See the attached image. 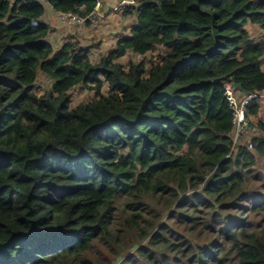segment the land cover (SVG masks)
Instances as JSON below:
<instances>
[{
	"label": "trees",
	"instance_id": "1",
	"mask_svg": "<svg viewBox=\"0 0 264 264\" xmlns=\"http://www.w3.org/2000/svg\"><path fill=\"white\" fill-rule=\"evenodd\" d=\"M134 2L93 64L43 18L97 0H0V264H264V138L235 146L226 97L264 93V0Z\"/></svg>",
	"mask_w": 264,
	"mask_h": 264
},
{
	"label": "rangeland",
	"instance_id": "2",
	"mask_svg": "<svg viewBox=\"0 0 264 264\" xmlns=\"http://www.w3.org/2000/svg\"><path fill=\"white\" fill-rule=\"evenodd\" d=\"M42 1L44 4H47V0H42ZM97 1H98V6H97L95 12L90 16L83 17L79 14L71 13L74 16H76L77 18H79L80 20H82V22H80V23H78V22L71 23L69 21L63 22L59 19L58 15H57L58 21L61 24H64V25L66 24L67 26H70V27L76 26V27H73L75 29L74 31H76L75 36L77 38L83 40V42L78 41L77 39L76 40L78 41V44H82L83 46H85V47L82 46L83 48L88 49V51L90 52L89 53L90 61L93 64H98L99 61L101 60V58H103L109 52L114 50L116 48L118 41L121 40L123 38V36L128 35L130 33L129 31H131V29L134 27V24L136 21L135 12L131 13L130 8H127L125 10L126 11L125 12V11L118 8L117 0H116V2L111 0L110 5H109V7H110L109 21L112 22V18L116 17V18L121 19L122 22L119 23L118 25L117 24L115 25V27L117 29H113L112 31H107V33H108V35H106L107 40H110L112 38V35L114 37L113 41L111 43L106 42L104 40L103 36H101L100 38L96 37L97 35H101L102 34V28L106 27V24L104 21L105 15H103V14H102V16L98 15V14H100L98 12V9L100 8V6H101L100 3L103 0H97ZM48 11H49V9H48ZM102 13H104V11H102ZM107 13H108V11H107ZM126 28L128 29V31L122 30V29H126ZM249 29L252 33V36H254L255 39H258V40L264 39V30H262L258 27H251V26L249 27ZM117 31H119V33ZM111 32H113V33H111ZM50 35L52 37L53 34H50ZM72 38L73 37H71V35H70L69 38H66V39L62 38L63 40L60 39V41L62 40L61 44L62 45L65 44L68 40H70ZM114 39H116V42H114ZM96 42H98V43H96ZM101 45H102V50L99 51L100 50L99 48L101 47ZM95 50L97 51V53H94ZM56 51H58V50H56ZM161 51H162V48H158L157 52L148 54L146 56H139V55H135L131 52H128L125 57H123L119 60V63L121 65H123L124 67H126L127 70L130 67V64H132V63L146 62V65L149 67L151 61L154 60ZM263 68H264V59H263ZM36 87H37V90L43 94L47 90L51 89L52 84H51V81H47L46 79H44L43 76H40ZM101 93L104 96L109 95L108 85H105L103 87ZM95 98H96L95 92H93L91 90L83 89L81 87H78L73 91V107H76L77 105L82 104V103H84V104L90 103ZM261 101L264 102V98H262ZM248 119L250 121V130L246 134L242 135L239 138V141H237V144L235 145L236 147H238V145L240 143H243L245 145L248 143L250 144L251 142H253V139L258 138V137L264 138V107H262V109L260 110V114L257 117L248 118ZM234 135H235V132H234ZM234 139H235V137H234Z\"/></svg>",
	"mask_w": 264,
	"mask_h": 264
},
{
	"label": "built area",
	"instance_id": "3",
	"mask_svg": "<svg viewBox=\"0 0 264 264\" xmlns=\"http://www.w3.org/2000/svg\"><path fill=\"white\" fill-rule=\"evenodd\" d=\"M118 8L125 11L134 3V0H117ZM58 17L63 22L80 23L82 20L71 13H58ZM226 97L229 100L231 109L233 110V122L235 126V143L239 138L250 130V121L247 117V111L251 102L257 98H264V93H252L247 95H237L232 85L226 86ZM250 150H253V144L249 145Z\"/></svg>",
	"mask_w": 264,
	"mask_h": 264
},
{
	"label": "crops",
	"instance_id": "4",
	"mask_svg": "<svg viewBox=\"0 0 264 264\" xmlns=\"http://www.w3.org/2000/svg\"><path fill=\"white\" fill-rule=\"evenodd\" d=\"M114 2H116V0H113ZM110 2H111V0H103V1H101V3H100V8L98 9V12L100 13V14H98V15H100V16H102V14L103 15H105L104 16V21H105V24H106V27H104V28H102V34L101 35H97L96 37H98V38H100L101 36H103L104 37V40L106 41V42H109V43H111L112 41H113V35H112V38L110 39V40H107V38H106V35H108V33H107V31H112L113 29H117L116 27H115V25L117 24H119V23H121L122 21H121V19H119V18H116V17H113L112 18V22H110L109 21V13H110V7H109V5H110ZM102 11H104V13H102ZM107 11H108V13H107ZM97 12V13H98ZM57 15H58V13L57 12H55L54 10H50L49 9V11H48V9L46 8V14H45V16H44V18H43V20L45 21V22H47V23H49L50 24V27H51V29H52V32H51V34H53L52 35V37H51V35H50V38H49V40H50V42L53 44V47L56 49V50H60V48H61V46H62V44H61V41L63 40V39H66V38H69L70 37V35H71V37H73V38H75V39H77L78 41H81V42H83V40H81V39H79V38H77L76 36H75V34H76V31H74L75 29L73 28V27H76V26H67L66 24L64 25V24H61L59 21H58V17H57ZM123 17V16H122ZM122 30H127L128 31V29L126 28V29H122ZM78 32V31H77ZM118 33H119V31H117ZM116 32V33H117ZM111 33H113V32H111ZM129 33V32H128ZM117 35V34H116ZM129 35V34H128ZM69 36V37H68ZM63 38V39H62ZM60 39H62L61 41H60ZM84 39V38H83ZM99 41V40H98ZM114 42H116V39H114ZM96 43H98V42H96ZM81 46H83L82 44H81ZM83 47H85V46H83ZM100 50L99 51H101L102 50V45H101V47L99 48ZM94 53H97V51L95 50L94 51ZM99 55V54H98ZM240 144H243V143H240Z\"/></svg>",
	"mask_w": 264,
	"mask_h": 264
},
{
	"label": "water",
	"instance_id": "5",
	"mask_svg": "<svg viewBox=\"0 0 264 264\" xmlns=\"http://www.w3.org/2000/svg\"><path fill=\"white\" fill-rule=\"evenodd\" d=\"M235 89H240L241 87H240V85H237V84H233L232 85Z\"/></svg>",
	"mask_w": 264,
	"mask_h": 264
},
{
	"label": "clouds",
	"instance_id": "6",
	"mask_svg": "<svg viewBox=\"0 0 264 264\" xmlns=\"http://www.w3.org/2000/svg\"><path fill=\"white\" fill-rule=\"evenodd\" d=\"M36 1V0H35ZM135 3V2H134ZM134 3L131 5V6H129V8H131L133 5H134ZM117 5H118V1H117ZM126 12V11H125ZM57 13H60V12H57ZM233 85V84H232ZM233 87V86H232ZM235 89V88H234ZM250 144H252V142L250 143ZM249 144V145H250ZM250 149V148H249Z\"/></svg>",
	"mask_w": 264,
	"mask_h": 264
}]
</instances>
